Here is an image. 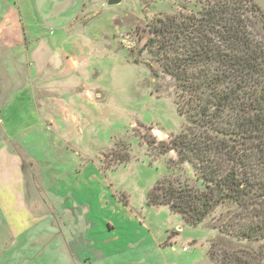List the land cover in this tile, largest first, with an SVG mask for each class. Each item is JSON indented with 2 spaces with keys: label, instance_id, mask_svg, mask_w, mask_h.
Instances as JSON below:
<instances>
[{
  "label": "rangeland",
  "instance_id": "1",
  "mask_svg": "<svg viewBox=\"0 0 264 264\" xmlns=\"http://www.w3.org/2000/svg\"><path fill=\"white\" fill-rule=\"evenodd\" d=\"M108 2L0 0V264H216L213 243L229 264L234 204L197 227L149 204L159 180L196 179L170 148L188 96L163 63L180 52L146 43L157 28L176 49L160 21L238 3L264 50V0Z\"/></svg>",
  "mask_w": 264,
  "mask_h": 264
},
{
  "label": "trees",
  "instance_id": "2",
  "mask_svg": "<svg viewBox=\"0 0 264 264\" xmlns=\"http://www.w3.org/2000/svg\"><path fill=\"white\" fill-rule=\"evenodd\" d=\"M245 1L253 5V0ZM216 6L183 28L182 18L180 28L174 27L176 19L160 21L167 33L175 28L176 40L182 38L184 45L175 49L171 44L167 51L166 43L155 39L166 38L157 28L146 43L151 54L163 58L180 52L163 63L188 96L185 104L178 102L184 123L170 148L181 165L191 166L196 179L189 185L165 177L151 189L148 201L167 206L188 227L202 224L220 202L234 204L237 213L217 228V234L241 246L227 261L264 264V50L240 23L238 3ZM209 256L222 264L215 243Z\"/></svg>",
  "mask_w": 264,
  "mask_h": 264
},
{
  "label": "water",
  "instance_id": "3",
  "mask_svg": "<svg viewBox=\"0 0 264 264\" xmlns=\"http://www.w3.org/2000/svg\"><path fill=\"white\" fill-rule=\"evenodd\" d=\"M122 0H109L108 4L110 6H116V5H119L121 4Z\"/></svg>",
  "mask_w": 264,
  "mask_h": 264
},
{
  "label": "built area",
  "instance_id": "4",
  "mask_svg": "<svg viewBox=\"0 0 264 264\" xmlns=\"http://www.w3.org/2000/svg\"><path fill=\"white\" fill-rule=\"evenodd\" d=\"M158 1H160V0H158Z\"/></svg>",
  "mask_w": 264,
  "mask_h": 264
}]
</instances>
